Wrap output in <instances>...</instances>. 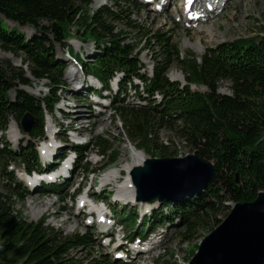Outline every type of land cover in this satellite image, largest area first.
<instances>
[{
  "label": "trees",
  "instance_id": "1",
  "mask_svg": "<svg viewBox=\"0 0 264 264\" xmlns=\"http://www.w3.org/2000/svg\"><path fill=\"white\" fill-rule=\"evenodd\" d=\"M93 1L0 0V48L20 56L22 61L15 66L8 59L0 58V128L6 129L11 118L20 125L22 116L29 113L32 122L28 135L43 136L44 116L54 112L65 86V62L55 57V44L72 52L68 44L70 37L91 40L95 52L81 66L85 73L107 85L116 71L123 73V83L132 75L142 76L132 51L139 43L148 49L157 42L161 51L153 59V77H142L149 82L148 93L159 89L169 96L166 105L162 109L131 105L116 94L112 96L111 107L121 118L133 145L146 154L166 156L168 146L159 139L158 132L167 129L178 135L191 152L213 163L215 175L204 190L174 206L183 216L178 236L181 242L188 241L197 230L208 227L212 230L220 224L222 220L217 215L226 200L251 201L259 191L264 192V35L209 48L200 61L179 58L177 46L170 43L169 37L157 30H145L131 18L132 12L139 9L136 2L112 0L113 6L93 7ZM7 21L14 24L9 25ZM117 23L127 29L119 28ZM19 26H30L34 33L27 38ZM129 38L135 39L129 41ZM174 61L181 64L187 81L182 88L178 83L168 82L165 76ZM33 80H46L47 92L43 96L15 88L30 86ZM224 80L230 82V94L218 92ZM190 83L204 85L206 90L192 91ZM172 109L176 110L174 115L170 112ZM91 141L89 145L106 157L105 166L116 161L119 153L113 141L101 135ZM0 144V180L7 176L12 181V174L6 172L9 160L19 158L28 168L39 165L32 144L18 151ZM89 145H77L75 149L80 153L83 151L80 148ZM7 191L0 192V264H78L69 252L89 245L92 233L87 230L83 234L62 235L43 225L42 220L27 221L10 200L12 195L22 197L26 190L15 182ZM87 259L88 264L105 263L91 256ZM166 264L169 263L166 261Z\"/></svg>",
  "mask_w": 264,
  "mask_h": 264
},
{
  "label": "rangeland",
  "instance_id": "2",
  "mask_svg": "<svg viewBox=\"0 0 264 264\" xmlns=\"http://www.w3.org/2000/svg\"><path fill=\"white\" fill-rule=\"evenodd\" d=\"M176 1V0H175ZM101 4H107L113 6L112 0H94L93 7H98ZM92 5V4H91ZM222 7V6H221ZM220 9V8H219ZM164 12V11H163ZM157 12L153 9V7L145 6L143 8H139L138 11H133L131 14V18L135 19L136 22L141 23V25L145 28V30H157L160 33H164L165 37L168 36L170 39V43H175L180 47V49L185 53L194 52L196 54H201L205 47L215 46L216 44L222 43L224 41H232L239 38H250L257 37V35H264V30L262 26H264V0H230L229 2L224 4V9L217 15L210 23L207 25L205 23H201L202 26L206 30L197 31L194 27V31L192 32L190 29H185L177 25L173 18L165 17L162 14L166 12ZM167 14V13H166ZM7 24L12 25L13 22L7 21ZM42 24H47V22L42 21ZM117 26L121 29H127L124 24L117 23ZM199 26V25H198ZM19 31L23 32V34L29 38L34 33V29L30 26H19ZM212 28L217 36L221 37L219 40H212V36L208 32L207 29ZM167 31H170L167 33ZM205 32V33H204ZM221 33V34H220ZM207 34V35H206ZM222 35V36H221ZM210 36V37H209ZM164 37V36H163ZM188 38V39H187ZM198 38L202 49H196L195 45H189L185 43V41L194 42ZM133 38L132 40H134ZM129 38V41H132ZM69 46L73 49L70 52L73 56L76 54L81 58L82 61L86 62L91 60L95 52V46L93 42L89 39L85 41L80 40L79 38H71L69 41ZM142 43L138 44V48L141 47ZM55 57L58 60H63V53L66 48H64L61 44H55L54 47ZM141 51V49L139 50ZM161 51L160 45L155 42V44L151 45V48H148V51H143L141 55H139L140 62H146V64L151 63L150 55L159 56V52ZM76 57V56H75ZM0 58L8 59L13 65L19 66L21 65V57L15 56L9 52H6L0 48ZM24 58V56H23ZM78 60V58L76 57ZM149 60V61H148ZM65 62V61H64ZM63 71V79L66 83H68L69 90H71L75 79L80 77L77 74V66L76 64L66 63ZM73 67V68H71ZM73 71L75 76L73 79L68 77V72ZM148 71V70H147ZM178 74L182 79L178 81H182L183 78V69L181 64L177 61H174L170 64V66L166 69V75L168 78H173L172 74ZM175 79V78H174ZM77 82V81H75ZM229 81H222L220 86L218 87V92L221 94H230L229 90ZM46 80L40 81H32L30 86H16L15 88H22L26 90L28 93L34 96H43L47 92L46 88ZM199 89L205 91L206 88L204 86H199ZM62 91L60 93V101L56 104V109L51 114H46L44 116L45 125H53L52 130L55 132L62 130L70 122L75 123L74 125L78 126L81 132L86 130L90 131L88 134H84L85 137L89 136L92 140L95 136L102 135L109 141H113V147L118 149L119 156L116 161L109 165L110 169L119 167V164L124 160L131 161L130 152L131 148L136 149L132 144L134 141L129 138L127 135L123 125L121 118L115 114L112 110L108 108V106H96L98 109L89 107L87 102L79 101L75 99L72 95H70V91ZM131 93V91H130ZM131 97V96H129ZM10 98L13 100L15 98V90L10 91ZM105 102H109V97L105 99ZM77 103V104H76ZM76 104V105H75ZM57 106H64L66 109L65 113H67L68 117H63L62 113L57 109ZM74 116L75 118H80L76 120H71L70 117ZM77 116V117H76ZM77 121V122H76ZM15 126V135L10 133L11 127ZM17 122L15 119L11 118L9 121V125L7 129L2 133L0 132V142L8 143L9 147L12 149H19L20 147H26L29 143H33V139H30L29 136L23 132L21 129L17 128ZM17 129V130H16ZM19 130V131H18ZM60 135L63 132L59 133ZM58 134V135H59ZM67 138L70 137L69 133H65ZM64 135V134H63ZM158 137L162 142L168 146V153L165 155H156L153 153L151 156L146 154L145 152L136 149L143 153L144 158H152V157H173V156H184L187 153H191V149L187 147V145L181 140V138L176 135L173 131H169L167 129H161L158 132ZM18 140H16V139ZM15 139V140H14ZM14 140V141H13ZM90 159V161H89ZM121 159V160H119ZM90 167L98 168L105 164L106 159L102 158L99 162H94V158L88 156V160H86ZM118 161V162H117ZM84 162V160H83ZM81 162V164L83 163ZM14 166H18L17 163L12 164ZM22 168L21 165H19ZM112 167V168H111ZM11 169L10 166L7 167ZM108 169V168H107ZM15 173V172H14ZM126 172L123 170L117 177L113 178V181L110 184L106 185V191L114 189L116 185H119L124 182L126 178ZM16 176V173H15ZM93 180V175H89L87 178L88 185H90V190L98 193V190L102 184L101 179L97 178V183L95 187L91 186ZM73 181V180H72ZM80 181L79 178L74 180L71 187L67 190L63 189L62 191H50L45 192V190H33L30 193L24 194L22 197H17L12 195L10 200L13 203L14 209L18 211L21 216L27 221L38 222L42 220V224L48 227H52L54 231L61 232L62 235H69L74 232L83 233L87 231L89 228L88 225H85V219L82 218L81 213L77 208V200L79 194L75 195L73 201L70 205V201L67 202H55L53 198L55 196H66L72 192V190L76 186V182ZM9 185L6 180L0 181V192L8 193ZM55 193V194H53ZM105 195L104 192L98 194L99 197ZM34 197L35 200L48 201L50 199L53 200V204L49 205L46 210L38 215H33V212L29 208L28 202L31 200L30 198ZM65 204V205H64ZM64 205L62 209L61 206ZM235 203L231 200H226L224 202V206L221 207L218 211L217 217L222 220L226 217V215L230 212L231 208H233ZM37 207V206H36ZM126 207H129L126 205ZM114 208L117 211L121 206H117L114 204ZM75 214V215H74ZM67 218V219H65ZM179 221V220H178ZM214 228V227H213ZM211 229H199L192 234V237L188 241H180V237L178 236L179 231H167L166 236L163 238L164 241V249L169 253V256L164 255L163 259L168 261L169 264H188V261L192 258V253L197 249L202 238L210 231ZM96 233V231H94ZM106 250L103 246L98 244V241L94 242V245L91 247L87 246H79L76 248H72L69 254L78 260V264H88L87 257L90 255L99 257L100 253H104ZM93 253V254H92ZM100 258V257H99ZM148 261V260H147Z\"/></svg>",
  "mask_w": 264,
  "mask_h": 264
},
{
  "label": "water",
  "instance_id": "3",
  "mask_svg": "<svg viewBox=\"0 0 264 264\" xmlns=\"http://www.w3.org/2000/svg\"><path fill=\"white\" fill-rule=\"evenodd\" d=\"M32 122L21 118L23 130ZM137 199L177 200L200 191L215 175L212 162L194 153L183 157L147 158L131 171ZM189 264H264V192L237 202L224 219L205 235Z\"/></svg>",
  "mask_w": 264,
  "mask_h": 264
},
{
  "label": "bare ground",
  "instance_id": "4",
  "mask_svg": "<svg viewBox=\"0 0 264 264\" xmlns=\"http://www.w3.org/2000/svg\"><path fill=\"white\" fill-rule=\"evenodd\" d=\"M197 2H201L202 0H196ZM214 1L215 0H208V2H210V4H214ZM221 1L222 0H218L217 1V4L214 5V9L212 10V14L214 15L215 13H218L219 11H221L223 8L221 7ZM220 8V9H219ZM197 24L195 26V28L197 29V31H202V30H206L204 27H202V25H199ZM194 28V27H192ZM208 32L210 33V35L212 36V40H219V36H217L216 32L210 28V29H207ZM205 33V32H204ZM221 34V33H220ZM207 35V34H206ZM222 36V35H221ZM210 37V36H209ZM185 43L189 44V45H195L197 44L199 46V48L201 47L200 45V42L198 41V38L196 41L194 42H190V41H185ZM73 68V67H71ZM77 69V74L80 75V71L78 70V67L75 68ZM68 72V71H67ZM75 76V73L73 71H69L68 72V77L70 79H73V77ZM172 76L175 78V79H181V77L178 75V74H175L173 73ZM76 84V83H75ZM73 87L74 85L72 86L71 90L73 91ZM77 117V116H76ZM17 130V129H16ZM10 133L12 135H15L16 131H14V128L11 127V131ZM130 157H131V161H122L120 164H119V167H115V168H112V169H108L104 172V176L101 177V182H108L109 181H113V178L117 177V174H119L121 171H125L126 172V178L124 180V182H122L120 184V186L118 187V191L121 192V193H125V194H128L130 196H133L134 194V188H133V185H132V182L130 180V174H131V171L138 165H141L143 160H144V155L143 153H141L140 151H137L136 149L134 148H131V152H130ZM121 160V159H119ZM118 162V161H117ZM31 200L28 202L29 204V208L31 209V211L33 212V215H38L42 212H44L46 210V208L53 204V200L50 199L48 201H41V200H35L34 197H31L30 198ZM37 206V207H36ZM102 209V208H101ZM67 219V218H65Z\"/></svg>",
  "mask_w": 264,
  "mask_h": 264
}]
</instances>
